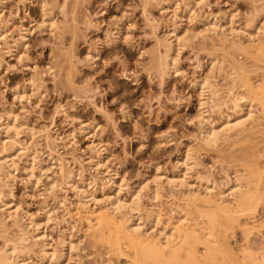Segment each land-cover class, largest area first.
I'll return each instance as SVG.
<instances>
[{
	"label": "rangeland",
	"instance_id": "obj_1",
	"mask_svg": "<svg viewBox=\"0 0 264 264\" xmlns=\"http://www.w3.org/2000/svg\"><path fill=\"white\" fill-rule=\"evenodd\" d=\"M263 3L264 0H0V29L6 36L0 37V114H13L19 127V135L0 132V159L14 151L13 146L31 155L36 153L34 175L38 178H27L23 154L17 153L20 157L16 155L14 159L16 171L6 167L2 170V197L7 196L5 199L13 202L20 214H28L20 221L28 239L19 246L12 221L6 219L0 249L7 239L18 247L16 255L25 264H45L39 250L46 241L56 248L57 258L47 264H110L109 260L111 264H131L127 245L121 246L123 254L110 257L103 250L104 242L90 244L88 224L78 215L90 218L92 213L108 208L109 180L116 185L112 191L127 203L130 192L141 183L159 178L163 188L159 197L150 200L142 191L140 211L132 214L140 218L143 230L150 225L148 214L159 215L160 223L166 226L186 212L194 220L192 224L206 221L208 217L204 216L212 205L185 204L187 194L204 192L197 178L214 184L217 189L213 195H217L225 189L226 175L242 176L250 180L253 193L256 191V202L258 191L264 188V56L247 55L238 44L245 48L257 40H248L242 32L253 21L260 25L258 16ZM52 22L56 23L49 28ZM212 26L217 27L216 31H208ZM230 26L236 31L238 28L237 34L228 31ZM22 30L26 39L20 46ZM171 31L188 42L180 47L174 43L167 54ZM202 31L205 34L201 35ZM256 33L250 31L252 35ZM258 37L263 39V35ZM166 59L169 67L176 66L175 72L165 69ZM203 78L212 85L216 83L222 100L228 97L232 83L260 91L254 103L258 123L237 137L230 134L216 148L206 147L201 141L197 116L201 101L198 85ZM227 107L222 112L209 111L208 115L220 121L222 114L232 115L231 105ZM3 151L8 153L3 155ZM186 153L195 160V166L185 172L188 187L171 188L165 176L174 177L176 170L184 173L180 163ZM66 176L71 180L68 185ZM78 191L86 192L89 198H83ZM92 197L98 201L92 202ZM85 201L86 211L81 210ZM254 202L247 215L246 210L232 219L226 215L227 222L232 220L226 232L228 256L224 255L225 260L217 257V263L246 264L250 256L264 248V201L258 205ZM43 210L49 212L47 220L39 217ZM82 211L91 214L85 216ZM120 211L117 220L129 218L128 211ZM218 215L215 218L219 221L221 214ZM2 216L0 211V223ZM221 218L217 222L222 225L226 221ZM28 219H41L40 230H34ZM58 237L68 238L74 249L61 247ZM198 249L200 254L202 247Z\"/></svg>",
	"mask_w": 264,
	"mask_h": 264
},
{
	"label": "bare ground",
	"instance_id": "obj_2",
	"mask_svg": "<svg viewBox=\"0 0 264 264\" xmlns=\"http://www.w3.org/2000/svg\"><path fill=\"white\" fill-rule=\"evenodd\" d=\"M181 2H183V1H181ZM187 8H189L188 5H187ZM190 12H191V10L189 11V13ZM260 13H262V14H260ZM260 13L258 16L261 19L260 25L257 26L254 24V21L253 22L251 21L252 23L249 25L247 24L248 26L246 27V29L243 28V32H242V34H244V36L250 41L252 40V38H257V40L255 39L257 41V43H256V41L255 42L252 41L251 42L252 44L250 46L249 45L245 46V48H243L244 46H242L241 44H238V45H240L239 47L242 48V50L247 55L249 54L252 56L263 57L264 56V3H263V6L260 10ZM192 15H194V14H192ZM232 17L233 16H231V20H232ZM211 21L213 22L214 20H211ZM212 22H211V24H212ZM257 22H258V20H257ZM54 23H56V22H54ZM54 23L53 22H52V24L49 23V25H48L49 28L54 26L55 25ZM228 25H226V26L228 27ZM215 26H212L213 27V28L211 27L212 29H210V27H209L210 30L208 29V31H210V32L216 31V30H214ZM232 26H233V24H232ZM232 26L229 27L228 31L231 33L237 34L238 28L236 31V29L232 28ZM41 27H43V26H41ZM1 29H0V37L4 38L5 32H4V30H3L4 33L1 32L2 31ZM55 29H58V28H55ZM239 30L242 31L241 29H239ZM251 30H254L255 32H257L256 35L250 34ZM22 32H24V31L22 30L21 32H19L20 34L18 33L19 34V40H20L19 41L20 46L21 45L23 46L25 44L23 42H24V39H26V36L24 37L25 33H22ZM205 32L203 33V31H202L201 35L205 34ZM171 33H170L171 34L170 39H171V41L172 40L173 41L171 42L169 39L170 42L168 43V46L166 48L167 54L173 49L174 43L180 47L183 43H186V41L188 42V40L186 38H182L184 36L179 38L176 34H174L175 33L174 31L173 32L171 31ZM238 34H241V33H238ZM259 35H263V39L260 40L258 37ZM210 37H208V39ZM191 38H193V37H191ZM203 38H204V36H203ZM225 41H227V40H225ZM221 43H223V42H221ZM17 46H16V48H17ZM175 48H176V46H175ZM167 59H169L168 55H167ZM167 59H166V63L164 62L165 66L164 65H162V66H164L165 69L168 70V72L171 71V73H173L176 66L169 67ZM172 60H171V62H172ZM212 63H213V61H212ZM212 63H211V65H212ZM218 65H216V66H218ZM241 73L242 72L240 71V74ZM231 75H232V73H231ZM234 77H235V75H234ZM203 79H205V78H203ZM206 79L204 81H202L201 83H199V85L196 84V85H198V89L200 92L199 97L201 98V99H199V101L200 100L201 101L199 102V108L200 109H199V115L197 117L199 119V126H200L199 128L202 129L201 130L202 131V133H201L202 134V140L201 141L204 143V145L206 147L216 148L217 145L219 144V142L224 141L225 139L229 138L230 134L235 135V137H237L243 131L249 130V128L254 125V122L256 121L255 117L259 116V115L255 116L256 107L254 109V103L256 104V97H257L258 92H260V91L257 92L256 90H259V89L254 90V88L250 85L242 84L240 86L239 85L237 86V85H235V83L234 84L232 83L233 86L230 88V90L227 91V92H229L228 97L226 95V99L222 100L219 97L218 90L216 88L217 85L215 86L216 83L214 85H212L213 83L212 82L209 83L208 82L209 80L207 81ZM260 97H258V98H260ZM261 102L263 103V101H261ZM227 104L231 105V110H232L231 116L226 115L224 113L221 115L220 121H217V122H215L216 120L214 121L212 118H210V116L208 115L209 111H213V110L219 111L220 110V112H222L221 109L226 108ZM258 104H259V102H258ZM261 104H259V105L262 107L263 104L262 105ZM263 109H264V107H263ZM259 111H258V114H259ZM263 113H261V115ZM15 119H16L15 116L11 113H7V114L5 113L4 116H2L0 114V132H12L14 135H17L19 127L16 124ZM258 121L255 122V124L258 123ZM12 150H14V151H12V152L9 151V153H8V151L7 152L3 151V155H4V153H8V154H5L0 159V174L2 173V170H3V172L5 171L4 167H6L7 169L12 168L13 171H16V169H14L15 163H16L14 159H15L16 155L23 154L24 158L26 157L25 167H23L24 172L26 173L27 178L29 177V179L30 178L34 179L36 177L35 176L36 174L34 175V172H35L34 171L35 170L34 169L35 168L34 160H36V159H34L35 157H33V155H35L36 153L35 154L33 153V155H31V153H28L27 151L23 152V150L19 149L18 147L16 148L15 146H13ZM35 152H37V151L35 150ZM187 153H189V152H187ZM190 154H187L184 157V159L182 160V162L180 163V166L185 168L183 174H180L181 171L176 170L173 172V174L175 175L174 177L173 176H170V177L165 176V178H166L165 182L167 183V185H169V187L179 188L180 186L185 187V185L188 187V182H186V177L188 175L186 173L188 171L190 172V170L195 166V163H194L195 160L193 159L194 157L193 156L191 157ZM1 155H0V157H1ZM18 159L20 160V158H18ZM59 161H60V159H59ZM39 163H40V161H39ZM58 165H60L59 169L62 172V167H61L62 163L60 162V164H58ZM59 169H58V172H59ZM174 170H175V168H174ZM67 176L65 178V179H67V180H65V184L67 183V185H68L71 180L69 178H67ZM156 177H153V178H156ZM231 177L229 175H226V178H227L226 182L227 183H226L225 189L218 191V193H216L217 195H213V191L216 188V187L214 188V186H213L214 184L209 183V181H207L205 179L197 178L198 179L197 181L194 180L200 184V186L202 187L204 192H202V194L201 193L200 194L199 193L198 194H196V193L195 194L194 193L193 194H190V193L187 194L185 196V202L186 203L185 202L184 203L186 205L187 204H189V205L194 204L193 206H195V207H197L196 203H199V204L204 203L206 205H212L210 208V210L212 212L208 211L205 214L206 216L203 215L205 218L208 217V218H206V221H204V220L203 221H201V220L196 221L195 220L196 221L195 224L191 223L194 220L192 221L190 219L191 218L189 216L190 214L187 215L188 212L182 213L179 215L177 214L178 217L176 219H175L176 216L173 218L174 223H170L167 226H166V224L163 225L160 223L161 219L159 218L160 217L159 215H154V214L149 215L147 213L148 219L151 218V219H149L151 221H150L149 227L147 226L148 228H145V226H144L145 230H143L142 224L138 223L139 217L136 215V217L134 218V215H132V214L138 213V211H140V207H141L140 206V203H141L140 198H142V191H146V193H148L147 195H149L150 200H154V199L159 197V194L161 192V191L159 192V190L161 188L159 185L160 181H158L159 180L158 177H157L158 178L157 180L156 179H152L150 181L146 180L147 182L145 181V182L141 183V186H138L137 190L135 189L134 192H132V193L130 192V195H129L130 202H127V203H122L120 201V199L118 198V196L116 195V193H114L115 191L114 192L112 191L113 187H115L116 185L113 181L109 180L108 182H109V184H110L109 186L111 188V189L110 188L109 189L111 191L106 197L108 208L105 207L106 209H104V210L101 208L102 210L100 209L99 211H97L96 214L92 213L93 215L91 213L87 214V212L85 214L82 211L85 216L86 215L89 216L91 214L90 218L81 217L82 214H78V215H79V218H81V221L85 220L84 222H86L88 224L87 230L89 231V234H90V236H89V239L91 241L90 244L93 243V245H94L97 242L98 243L104 242V243H102V245L104 246L106 244V247H104L105 249L103 248V250H105L107 255H110V257H111V255L112 256H114V255L118 256V254H120V255H121V253L123 254L124 252H123L121 246L124 245V247H125L127 245L128 246L127 250L129 251V249H130V254H131L130 263L131 264H219V263H217V260H218L217 257L222 256V257H224V260H225L226 258L224 255L226 254V257L228 256L227 246H229V244L228 245L226 244V232L230 229L229 226L231 225V222L229 220H231L234 217V215L236 216V215H239V213L245 212V210H246L245 213L247 215V209L252 208L254 198H255L254 195L256 194V191L254 192L255 193L254 194L250 188V185H251L250 180L249 181L245 180V178H243L242 176H238L235 174H234L233 178H231ZM150 184H152L153 186H151ZM51 185H53V184H51ZM258 186H259V184L257 185V187L255 185L256 190H258ZM113 190H115V188ZM263 190H264V188H262L260 191H258V193L259 192L260 193L258 194L259 196H257L258 198H257L256 202H254L255 205H258L264 201V191ZM78 192H80V191H78ZM80 193H81L83 198L88 197L86 192L81 191ZM181 194H183V193H181ZM89 196H91V195L89 194ZM181 197H182V195H181ZM5 198L2 197V193L0 191V211L3 214L2 219H1L2 221L0 223V235H4V232L6 235V231H5L6 228L5 227H7V226H5L6 225L5 220L11 219V221H12L11 225L14 226V228L17 232V235H14V236H18V240L20 242L19 246L24 245L28 238L26 236V234H27L25 232L26 230L24 231L23 228L21 229V222L20 221L22 219H25L28 214L27 215L25 213L20 214L19 212H21V211L18 210V207H16L14 204H12L13 202L11 203V201H9L8 198L7 199H5ZM91 201L97 202L98 199L96 201L92 197ZM81 207H80L81 210H83V208L85 209V207H87V202L85 201L84 203H81ZM86 209L84 211H86ZM122 209L124 211L125 210L128 211L127 214L129 213L128 214L129 218L124 220V221L122 220L120 222L119 220H117L116 217H117L118 213L121 212L120 210H122ZM249 211L250 210H248V212ZM82 212H80V213H82ZM171 212H174V210L171 209ZM209 212H210V215L208 216ZM218 214L219 215L221 214V216L219 218L217 217L219 219V221H220V218L222 216L223 217L221 218V220L225 217L223 219L226 221V223L223 222V223H225L224 224L225 226L223 225V223H222V225H221V223H218L219 221L215 218L216 215H218ZM23 215H25V216H23ZM226 215L231 217V219L228 220L229 223L227 222V218H229V217H226ZM48 216H49V212L47 210H43L42 214L39 217H42V220H44V219L47 220ZM124 216L125 215H123V217ZM21 217H23V218L21 219ZM82 218H84V219H82ZM200 219H201V217H200ZM29 220L30 219L27 220L29 222V225H32L34 230L39 231L41 226H42L41 219H38V220L33 219L30 221ZM45 223H46V221H45ZM227 223L229 224L228 226L226 225ZM22 224H23V222H22ZM43 224H44V222H43ZM61 233H63V232H61ZM0 238H2V236H0ZM29 239H30V237H29ZM6 240L4 242L5 246H3V248L0 249V264H25L24 261L19 260V258L16 255L18 252L17 251L18 247L16 248V246L14 244H12L11 242H6ZM16 242H17V240H16ZM13 243H15V242L13 241ZM57 243L61 247H66V249H68L69 251L74 249L73 243L70 240H68V238L67 239H64L63 237L59 238ZM198 246L202 247V249H200L203 252V253L201 252L202 254L201 253L199 254ZM22 247H24V246H22ZM24 248H26V247H24ZM55 249H53V247H51L48 242H46V241L44 242V244L42 245L39 252L42 255V258L45 260V264H47L48 261H52V259H57V258H55L56 257L55 256V254H56ZM105 260L107 261V260H109V258L105 259ZM109 261L111 264L112 260H109ZM36 263L38 264V262H35V264ZM62 264H64V263H62ZM246 264H264V248H262L258 254L250 256L248 258V261L246 262Z\"/></svg>",
	"mask_w": 264,
	"mask_h": 264
}]
</instances>
